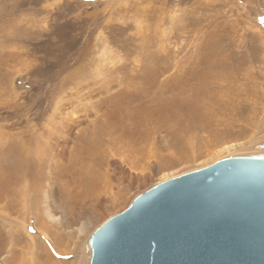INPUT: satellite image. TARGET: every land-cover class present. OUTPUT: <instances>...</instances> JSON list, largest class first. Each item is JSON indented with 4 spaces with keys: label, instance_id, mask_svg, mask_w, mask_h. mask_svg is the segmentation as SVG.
Masks as SVG:
<instances>
[{
    "label": "rangeland",
    "instance_id": "obj_1",
    "mask_svg": "<svg viewBox=\"0 0 264 264\" xmlns=\"http://www.w3.org/2000/svg\"><path fill=\"white\" fill-rule=\"evenodd\" d=\"M262 17L264 0H0V126L42 122L41 112L53 107L59 93L65 103L85 106L93 90H104L126 75L131 80L145 76L152 83L159 70L163 82L154 84L155 90L166 101L190 94L196 101L191 112L181 106L165 114L161 128L149 136L151 143L165 136V154L184 149L180 160L162 159L165 167L149 188L223 158L264 156ZM102 58L108 83L97 86L89 79ZM134 93L122 91L100 102L115 111L126 100L131 109L116 118L119 127L129 124L136 105L150 103ZM252 139L253 148L224 149ZM149 188L124 189L106 220Z\"/></svg>",
    "mask_w": 264,
    "mask_h": 264
},
{
    "label": "bare ground",
    "instance_id": "obj_2",
    "mask_svg": "<svg viewBox=\"0 0 264 264\" xmlns=\"http://www.w3.org/2000/svg\"><path fill=\"white\" fill-rule=\"evenodd\" d=\"M103 59L89 79L97 86L108 83ZM160 76L155 71L152 83L145 76L134 80L128 75L119 77L104 90H93L85 106L65 103L59 93L54 104L50 103L53 107L41 112L42 122L29 120L22 128H14V122L6 125L10 129L0 126V264H88L89 258L91 264L90 238L110 216L109 208L116 206L124 189L149 188L155 173L165 167L164 157L180 160L182 147L181 154L174 150L165 154V136L154 137L153 143L149 136L152 138L164 115L176 107L185 106L191 112L196 97L190 94L181 100L173 96L175 99L166 101L155 90L154 84L163 82ZM124 80L130 83L122 85ZM145 87L153 93H146ZM122 91L129 95L135 91L150 103L145 110L136 105L129 124L123 121L119 127L116 118L131 109L126 100L119 106L116 103L115 111L101 103ZM255 143L252 139L224 149L238 152ZM189 145L194 152L191 142ZM167 176L163 174L164 179Z\"/></svg>",
    "mask_w": 264,
    "mask_h": 264
},
{
    "label": "water",
    "instance_id": "obj_3",
    "mask_svg": "<svg viewBox=\"0 0 264 264\" xmlns=\"http://www.w3.org/2000/svg\"><path fill=\"white\" fill-rule=\"evenodd\" d=\"M91 264H264V156L163 180L91 236Z\"/></svg>",
    "mask_w": 264,
    "mask_h": 264
},
{
    "label": "snow or ice",
    "instance_id": "obj_4",
    "mask_svg": "<svg viewBox=\"0 0 264 264\" xmlns=\"http://www.w3.org/2000/svg\"><path fill=\"white\" fill-rule=\"evenodd\" d=\"M261 23H264V17L261 18Z\"/></svg>",
    "mask_w": 264,
    "mask_h": 264
}]
</instances>
